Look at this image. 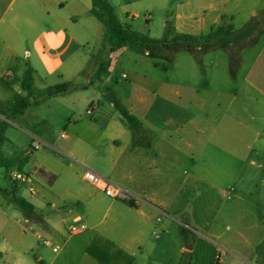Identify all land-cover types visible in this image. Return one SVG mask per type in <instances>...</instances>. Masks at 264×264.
<instances>
[{
	"label": "crops",
	"instance_id": "0c3cea01",
	"mask_svg": "<svg viewBox=\"0 0 264 264\" xmlns=\"http://www.w3.org/2000/svg\"><path fill=\"white\" fill-rule=\"evenodd\" d=\"M217 1L222 6L229 0ZM174 7L173 27L178 34L201 35L223 26L225 21L233 23V32L244 34L250 27L249 35L258 34L247 46L249 50L253 48L252 54L241 58L236 64L239 70L235 72L232 67L230 74L233 77L244 69V81L258 92L254 102L263 106L264 23L258 17L264 14V5L253 8L241 30L235 25L238 14L229 8L223 13L218 12L216 0H179ZM91 9L92 0H0V85L1 89L17 94L10 101L3 91L0 92V121L7 124L0 143V156L7 165L9 177L13 170L24 172L31 161V157H11L1 152L6 142L11 143L7 137L11 127L37 139L35 130L25 127L26 116L30 111L35 115L42 108L61 111L74 127L84 124L87 122L85 117L77 121L70 118L73 116L70 107L73 98L78 92L94 86V80L106 86L111 82L107 69L105 77L100 78L94 76L97 70L88 71L94 59L92 50L96 48L101 32V22ZM255 21L259 27L251 28ZM128 46L138 47H123ZM102 49L101 46L99 50ZM152 66L157 68L158 63L152 61ZM29 68L33 75L31 102L42 90L53 85L69 83L71 91L47 98L39 105L32 104L22 114H15L13 106L17 99L28 96L23 80ZM84 78L86 83H81ZM133 88L138 94L130 101L129 111L142 119H139L138 132L112 121L110 112L107 114L101 104L107 100L106 93H102L101 99L90 101L98 115L86 128L89 137L94 139L109 132L114 143L112 153L119 152V155L101 158L107 159L109 165L111 180L108 181L121 188L124 195L107 196L105 190L109 184L91 185L84 178L86 170L79 176L70 173L67 186L60 192L57 187L60 176L52 170V162L47 158L41 164H33L31 169L50 185L49 190L37 184V192L31 195L15 182L11 190L0 187L8 201L7 209L0 204V264H180L179 257L183 253L189 255L186 264H213L218 253L222 255V264H264V259L257 253L264 235L256 237L258 230L237 234L245 242L260 241L255 248L256 244L252 245L254 250L249 253L248 249L230 240L225 243L224 233L220 231L227 223V216L236 217L235 205L249 202L248 198L253 194L248 192L253 188H261L257 200L264 202V125L254 131L255 128L241 119L236 125L228 123L238 127V140L234 143L241 145L244 137L253 135L252 143H246L245 149L241 147L240 153L221 148L232 157H195L190 154L194 149L191 142L197 135L201 144L204 128L198 122L197 114L181 102V94L175 93L173 86L170 91L167 77L161 75L150 79L135 75ZM202 108L203 105H199L200 111ZM234 111L236 119L247 113L248 108ZM10 116L13 118L8 124L6 120ZM251 118L256 119L255 115ZM62 137L68 135L62 134ZM123 143H127L125 148L130 151L129 157H119ZM252 152H255L253 157ZM71 160L69 168L78 163ZM235 164L236 168L232 167ZM184 168L189 169L188 174L180 180L179 174ZM20 188L24 190L23 194L19 192ZM13 192L33 208L21 209L11 199ZM218 199L222 202L211 217L206 219L201 211L198 213L202 208L204 214L207 209L211 210V205H217ZM58 203L63 204L59 207ZM9 208L19 220L11 217ZM78 225H85L86 230L72 233L71 228ZM157 229L161 231L160 235L155 234ZM56 247L58 251L54 252ZM202 254L205 259L199 261L197 258Z\"/></svg>",
	"mask_w": 264,
	"mask_h": 264
},
{
	"label": "rangeland",
	"instance_id": "374dc122",
	"mask_svg": "<svg viewBox=\"0 0 264 264\" xmlns=\"http://www.w3.org/2000/svg\"><path fill=\"white\" fill-rule=\"evenodd\" d=\"M109 1L116 7V13L125 27H130L132 30L149 37L165 40L167 41V46L161 48L155 44H139L138 47H123L114 52L110 50L111 47L109 48L110 45L107 41L109 34L106 28L98 22L100 23L101 31L100 35H98L99 39H97L98 48L96 46L92 50L94 59L88 71L95 72L97 70L94 76L95 78H100V76L105 77V69H107L110 72L111 82L106 86L103 82H96L93 78L96 84L91 86L89 90L78 92L73 98L74 100L70 104L73 116L70 118H74L77 121L85 117L87 122L74 127L72 122H69L67 119L65 120V116L61 111L52 112L46 111V108H42L35 115L30 111L26 116L27 122L25 127L30 130H35L37 139L33 140L26 132L16 127H11L7 133V137L11 143L6 142L1 152L5 156L31 157V161L24 168V172L32 176L38 184V187L44 186L47 190L50 189V185L46 184L38 172L31 169L33 164H41L47 158L52 162V170L56 172L57 176H60L57 186L59 190L61 189L60 192L64 191L63 187L65 188L67 186V176L70 173L79 176L86 168L92 169L96 173L111 180L108 176L109 165L107 159L101 157H118L119 152L113 155L112 147H114V143L109 136V132L103 134L101 137L97 136V139L89 137L86 128L88 123L90 121L93 122L98 114L96 110L93 111L92 115H88L87 112L88 110H93L91 100L96 101L101 99L103 97L102 93L109 91L114 93L122 101L124 106L130 110V101L135 99L136 94H138L137 90L133 88L135 75H145L150 79L164 75L169 81L170 91L173 86V91L181 94V102L184 106L188 105L187 107L197 114L198 122L201 123L204 132L201 134L200 145V138L197 135L195 141L191 142L194 145V149L190 152L191 155L194 154L195 157H232L221 148L235 152L238 150L240 153L241 147L245 149L246 143L249 142L251 144L253 135L251 137H244L243 142H240L241 145L237 142L234 143L238 140V137H236L238 127L228 123L232 122L236 125L241 119L245 124L250 125L252 129L255 128L254 131H257L264 125V105L261 106L254 102L253 98L258 95V92L244 81V66H240L243 69L241 74H233L232 77L230 73L232 72V67L235 68V72L239 70V65L237 66L236 64L241 58L252 54L253 48L249 50L248 47L256 40L258 34L256 32L250 35L249 33L233 32V23L231 21H225L223 26L212 29L211 32L201 34L204 36L210 34L215 35L216 39L210 43L202 41L193 46L185 43H173L172 40L178 34L173 27L175 21L174 6L179 0ZM216 2L218 3V12L222 11L223 13L224 9L229 8L238 14L236 15L237 20L235 21L237 30L243 29L248 20L247 16L250 15L255 6L262 8L264 5V0H229L226 5L224 4L222 6L221 2L217 0ZM258 18L264 23V14ZM220 29L224 32L221 35L218 34ZM227 30L230 33H227ZM217 40H220V42H217ZM101 46L103 49L99 50ZM243 47H247V49L243 50ZM147 51L149 52L148 54L146 53ZM152 61L158 63L157 68H153ZM81 83H86V79L84 78ZM1 91L4 92L5 97L10 101L17 96L12 90L5 91L1 89L0 85ZM235 94L237 95L235 96ZM41 98L39 94L34 99L40 100ZM104 101L101 104L107 114L110 112L112 121L121 125V127H128L129 125L122 118L119 111L108 100ZM199 105H203L201 111ZM241 108L244 110L248 108V112L241 114L240 117L237 116L235 119L234 110H241ZM253 115L256 117L255 120L251 118ZM12 118L10 116L6 122L8 124L12 122ZM139 119L142 120L141 118ZM2 123L0 121V129ZM190 131L193 133L192 128ZM62 134L68 135V137L63 138ZM190 137H193V135H190ZM173 138L175 137L173 136ZM94 140H97V142H93ZM34 141H38L41 144V148L36 151H31V146ZM126 144L123 143V152L119 157H129L130 151L125 148ZM183 145L182 147L185 148V144ZM254 146L256 147L257 144H254ZM254 153L252 152L251 157H253ZM262 157H264V153H262ZM70 158L78 162L72 168L68 167L72 161ZM204 162L202 161V163ZM232 167L236 168V164L234 166L232 165ZM188 170V168H184L182 173L180 172V180L186 178ZM183 171H186V173L183 174ZM13 185L14 182L8 176V169L0 164V187L11 190ZM20 189L19 192L23 194L24 190L22 188ZM249 193L253 194L248 198L249 202L235 205L236 217L233 219V217L227 216L226 225L224 224L225 226L220 228V231L224 233L223 241L225 243H228V240H230V242L239 245L241 248L248 249V253L249 251L252 252L260 241H258L259 243L249 240L245 242L237 234L241 231L246 232V230L247 234L258 230L256 237L260 238L264 235V202H258L257 200V195L261 193V188H253ZM217 202L218 204H212L211 210L207 209L205 214L204 208L200 209L198 213L201 211L206 219L207 217H211L222 200L218 199ZM0 204L4 209H7L8 201L3 197L1 191ZM62 204L58 203V206L60 207ZM10 207L13 206L11 205ZM8 212L11 214V217L15 218L12 215L13 211L11 209ZM193 212L195 214V211ZM222 215H224L223 212L221 214L223 218ZM19 217H22V215ZM15 220H19V218L16 217ZM255 222L257 223V227L254 225ZM251 227L253 229L248 230ZM187 232L188 235H191L190 230H187ZM155 233L156 235H160L161 231L157 229ZM191 239V236H189L190 241ZM184 245L188 246V243ZM252 245H254V248ZM171 248H173V245H171ZM257 253L263 260V250L261 251L259 248ZM203 255L197 259L199 261L202 259L203 261L205 259ZM216 257L222 258V255L218 253ZM188 261V254L183 253L180 255V264H186ZM220 262L223 261L221 260ZM216 263H219L217 258H215L213 264Z\"/></svg>",
	"mask_w": 264,
	"mask_h": 264
},
{
	"label": "trees",
	"instance_id": "16d2710c",
	"mask_svg": "<svg viewBox=\"0 0 264 264\" xmlns=\"http://www.w3.org/2000/svg\"><path fill=\"white\" fill-rule=\"evenodd\" d=\"M91 13L107 28L109 34V45L112 51L126 46V45H139V44H166L167 41L154 39L145 34L132 30V28L125 27L120 21L116 8L113 6L109 0H92ZM258 21L253 22L250 26L256 27ZM250 29V27H249ZM249 29L245 30V34L248 33ZM222 29L218 32L221 35ZM224 33V32H223ZM222 37V36H221ZM216 39L215 35H192V34H177L172 40L173 43H185L190 46L197 45L204 41L205 43H210ZM222 39V38H221ZM220 42V40H217ZM33 87V75L32 70L29 68L25 73L23 80V88L28 92V96L25 98H18L13 106V111L15 114H22L29 106L32 104L39 105L43 100L47 98H52L60 95H65L71 91L69 83H61L57 85L50 86L40 92L41 99H35L33 102L30 100ZM109 91V90H108ZM107 100L116 108L121 116L125 119L130 129L133 132H138L140 130V120L133 115L111 92L106 93ZM7 127L6 123H2L0 129V143L4 139V132ZM0 164L7 166L3 158L0 156ZM12 201L18 205L21 209L27 210L32 209V205L28 203L25 199L17 196L16 192L11 195ZM260 250L264 252V243L259 247Z\"/></svg>",
	"mask_w": 264,
	"mask_h": 264
},
{
	"label": "built area",
	"instance_id": "2783aa9c",
	"mask_svg": "<svg viewBox=\"0 0 264 264\" xmlns=\"http://www.w3.org/2000/svg\"><path fill=\"white\" fill-rule=\"evenodd\" d=\"M88 115H91L93 113V110H88ZM64 136V135H63ZM41 148V144L38 141H34L32 146H31V151H36ZM10 179L17 183L19 186L23 187L25 191H27L29 194L33 195L37 192V183L36 181L32 178V176L28 173L18 171V170H13L10 172ZM84 178L87 180L88 183H90L93 186H101L103 183H108L109 186L106 187L105 193L109 197H122L124 195L123 191L119 187L113 186L108 179L103 177L102 175L96 173L92 169H86L84 173ZM158 222L160 219L157 220ZM86 230L85 225H78L74 226L71 228L72 233L78 234L82 233L83 231ZM156 234V233H155ZM44 241V240H43ZM45 243H48L47 241H44ZM221 251L224 252L223 249L220 248ZM54 252L58 251V248H53ZM219 263L216 264H222L221 257H216Z\"/></svg>",
	"mask_w": 264,
	"mask_h": 264
}]
</instances>
